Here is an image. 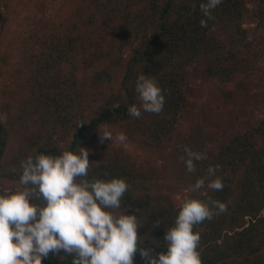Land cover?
I'll return each mask as SVG.
<instances>
[{
  "label": "trees",
  "instance_id": "16d2710c",
  "mask_svg": "<svg viewBox=\"0 0 264 264\" xmlns=\"http://www.w3.org/2000/svg\"><path fill=\"white\" fill-rule=\"evenodd\" d=\"M206 2L61 0L54 17H36L32 29L24 35L19 31L16 37L25 38L27 54L20 76L27 85L16 122L0 121V195L22 190L21 164L27 158L55 157L65 151L79 154L98 129L117 132L131 127L136 118L128 108L140 102L135 85L141 74L157 82L165 99L160 114L150 113L140 122V130L152 143L167 141L175 131L188 102L191 77L215 86L222 100H230L226 87L242 82V70L252 54L250 44L238 37L239 52L219 56L222 46L211 31L235 23L252 2L256 7L252 17L264 28V0H223L212 10L214 19L207 21L208 27L201 28L199 22L206 17L200 5ZM5 6L6 0H0V9ZM5 24L1 13L0 28ZM131 40L135 47L122 54ZM92 151L87 179L126 181L129 189L121 210L137 217L141 247L150 248V255L167 251L163 237L175 226L181 207L172 202V195L186 190L188 198L227 206L226 212L194 228L201 236L202 264H264V117L241 130L228 129L213 147L203 148L199 153H206L207 159L194 161V173L181 163L173 185L157 196L136 193L143 176L122 159ZM210 166H218L216 176L222 179L223 190L205 186L193 191ZM31 202L43 206V201ZM72 259L61 251L50 253L41 264H72ZM133 264L147 261L137 251Z\"/></svg>",
  "mask_w": 264,
  "mask_h": 264
},
{
  "label": "clouds",
  "instance_id": "9594fccd",
  "mask_svg": "<svg viewBox=\"0 0 264 264\" xmlns=\"http://www.w3.org/2000/svg\"><path fill=\"white\" fill-rule=\"evenodd\" d=\"M222 2L207 0L200 5L206 17L199 22L201 28L208 27L207 21L214 19L212 10ZM135 91L140 107L129 106L130 116L139 119L141 109L153 114L162 112L165 99L154 79L139 75ZM100 139L112 140L113 136L105 130ZM116 139L124 143L127 138L121 133ZM184 152L187 159L182 156L180 160L189 173L196 171L194 161L207 159L206 153L194 152L187 146ZM88 156L89 151L80 148L79 154L71 151L55 157L41 154L21 164L22 190L0 195V264H41L50 253L61 251L73 257L72 264H133L137 251L147 264H202L198 251L201 236L194 228L226 212L225 204L186 198L175 226L163 237L167 251L152 256L150 248L141 247L137 217L125 215L121 210L129 185L123 179L88 180L91 165ZM217 171L218 166H210L207 177L198 179L192 190L206 186L212 191H222L224 184L216 176ZM34 199L43 201V206L32 203Z\"/></svg>",
  "mask_w": 264,
  "mask_h": 264
},
{
  "label": "rangeland",
  "instance_id": "374dc122",
  "mask_svg": "<svg viewBox=\"0 0 264 264\" xmlns=\"http://www.w3.org/2000/svg\"><path fill=\"white\" fill-rule=\"evenodd\" d=\"M61 0H6L3 14L5 26L0 28V121L13 125L16 120L17 106L23 100L24 81L20 69L26 60L22 36L16 37L19 31L32 27L37 17H54ZM246 11L232 24H222L211 31L213 38L222 46L218 52L223 56L232 50L239 52L241 46H236L238 37L247 40L252 54L242 70V82L230 83L226 89L230 91L231 99L224 101L213 85L202 84V79L191 77L188 87V102L179 114L175 131L170 138L162 143H152L140 130V122L149 112L141 109V117L127 130L100 128L89 135L88 151H99L100 155L122 159L130 168L143 176V182L136 193L144 195H162L166 186L173 185L174 174L183 161L187 159L184 148L187 146L194 152L203 148L213 147L228 129L241 130L249 123L264 117V28L252 17L255 3H247ZM33 28V27H32ZM31 28V29H32ZM234 42V43H233ZM136 42L123 49L122 54L131 52ZM240 58V55L237 56ZM14 95L9 97L10 93ZM5 100L10 105H6ZM140 107V102L138 103ZM10 110V111H9ZM107 130L113 139L101 142L100 135ZM123 133L126 141L120 143L116 137ZM174 191V188H173ZM173 193V192H171ZM172 202L182 205L188 198L186 190L173 193Z\"/></svg>",
  "mask_w": 264,
  "mask_h": 264
}]
</instances>
